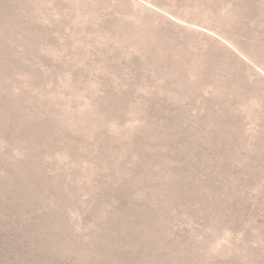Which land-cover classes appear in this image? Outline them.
<instances>
[{
  "label": "rangeland",
  "instance_id": "1",
  "mask_svg": "<svg viewBox=\"0 0 264 264\" xmlns=\"http://www.w3.org/2000/svg\"><path fill=\"white\" fill-rule=\"evenodd\" d=\"M0 264H264V0H0Z\"/></svg>",
  "mask_w": 264,
  "mask_h": 264
}]
</instances>
